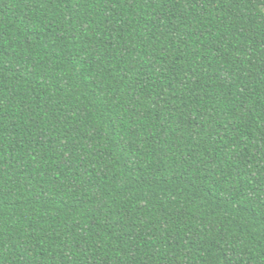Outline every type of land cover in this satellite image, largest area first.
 <instances>
[{"label":"trees","instance_id":"obj_1","mask_svg":"<svg viewBox=\"0 0 264 264\" xmlns=\"http://www.w3.org/2000/svg\"><path fill=\"white\" fill-rule=\"evenodd\" d=\"M0 264H264V0H0Z\"/></svg>","mask_w":264,"mask_h":264}]
</instances>
